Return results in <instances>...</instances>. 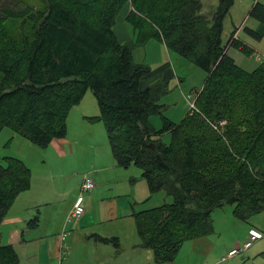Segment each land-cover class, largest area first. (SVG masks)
Listing matches in <instances>:
<instances>
[{"label":"trees","instance_id":"trees-1","mask_svg":"<svg viewBox=\"0 0 264 264\" xmlns=\"http://www.w3.org/2000/svg\"><path fill=\"white\" fill-rule=\"evenodd\" d=\"M43 3L37 12H16L9 0H0V133L9 128L47 148L66 137L71 111L90 90L100 114L87 119L104 124L117 165L137 166L150 195L164 191L173 198L133 214L140 247L152 250L156 263L173 262L185 243L214 234L216 209L233 205L234 216L245 222L264 212V64L248 72L229 55L230 48L253 54L235 38L237 29L223 44L235 0H219L211 20L202 14L201 0ZM125 7L136 39L121 43L114 26ZM8 16L23 18L29 32L12 36L4 23ZM250 16L264 26V4L255 2ZM246 30L264 38V31ZM152 40L207 73L197 111L179 123L164 116L166 84L141 88L151 69L137 63L133 51ZM153 115L162 116L160 130ZM167 133L169 144L162 140ZM31 186L25 162L0 159V226ZM98 240L120 249L117 237ZM0 264H20L14 247L0 245Z\"/></svg>","mask_w":264,"mask_h":264},{"label":"rangeland","instance_id":"rangeland-1","mask_svg":"<svg viewBox=\"0 0 264 264\" xmlns=\"http://www.w3.org/2000/svg\"><path fill=\"white\" fill-rule=\"evenodd\" d=\"M10 6L16 12H19L26 7H31L35 12L44 8L43 0H9ZM203 9L202 14L207 16L210 20L213 19V14L219 6V0H201ZM255 2L264 4V0H235L234 6L230 15L224 22V32L222 36L223 44L226 45L233 32L237 29L236 37L250 44V48L253 51L251 56H246L242 52L235 48L229 49V55L235 60L236 64L242 67L244 70L251 72L264 64V39L262 41L255 40L248 35L246 28L254 29L255 23H258L255 18L250 16V11ZM128 8L125 7L119 13L114 26V32L121 43H128L136 39L134 28L131 24L126 22L125 18L128 13ZM23 18L18 16H8L4 23L9 33L15 38H21L24 33L29 32L30 25L23 22ZM149 43V42H148ZM146 44L142 47H147L141 50L137 63L148 66L153 71L154 77L159 76L158 67L163 65L165 61L172 63L173 68L178 72L179 77L182 79L178 81L176 78H172L162 83L166 84V92L162 96L160 103L165 106L164 116L169 118L175 123L181 122L187 114L190 113V104L195 100L199 91L202 89L207 73L201 68L197 67L190 60L176 54L172 51H167L162 48L161 50L151 48V44ZM146 51V55L145 52ZM170 55H172L170 59ZM177 57V58H175ZM179 59V60H177ZM159 79V78H158ZM2 81V75L0 74V83ZM151 86V84L149 85ZM190 96V97H189ZM98 107L97 100L94 94L89 90L83 101V110H92L94 107ZM153 122L156 121V129L160 130L163 126V120L161 115H153L151 117ZM73 123L76 121L72 119ZM77 124V123H75ZM97 128L94 132V146L82 145L83 149H80L79 153L69 155L66 159H61L64 162L66 168V176L57 178L48 174L44 177L43 168L50 170L52 165L56 164V160L47 158L46 149L39 147L29 140L17 135L11 129L6 128L0 133V159L5 157H15L23 162L31 169L34 170V175L40 177L41 183L32 185V195L28 196L34 199V196L43 194L44 189L48 186L57 189L59 192L65 193L62 196H54L55 199H51L48 208H42V212L45 209L53 212H64L70 210L71 203L77 200L82 193V184L85 176L89 179H93L91 174V168L94 164L103 163L109 165L115 163L113 157L112 148L110 146L106 128L102 122H97ZM155 126V125H154ZM76 135L71 132L69 139L67 140V147H71V141L75 140ZM164 143L169 144L171 142V134L167 133L162 137ZM66 143V142H65ZM50 164V168L48 166ZM46 164V166H45ZM115 165V164H114ZM110 166V165H109ZM120 174H113L112 170L108 171L110 177H114L116 181L110 186L104 189V197L107 196L105 201L110 199L111 195L118 194L119 205L124 208H128L129 204L135 208V213L142 210L152 209L162 206L164 204L172 203L173 198L167 195L166 192L160 191L154 195H150L148 185L142 176V170L137 166L132 165L129 168H118ZM54 172V169H53ZM47 182V183H46ZM28 191V190H27ZM96 189L83 193V197L86 199L88 193H95ZM29 195V194H28ZM86 204L84 209H86ZM102 213L107 212V204L101 203ZM233 205H225L223 208L216 209L212 213V218L215 222L225 229L227 234H231L232 238H224L221 243V248L224 244H228V251L216 259L218 264H264V212L251 217L249 222H245L237 219L233 214ZM34 220L31 219L30 221ZM134 220V219H133ZM132 218L131 222L132 223ZM236 221L235 224H231V221ZM128 219L118 224L123 225L124 230L127 229ZM130 221V220H129ZM239 223V224H238ZM114 224L102 223L101 229L113 226ZM132 225V224H131ZM135 225V220H134ZM245 228V231H243ZM256 229L262 233L263 237L256 241L253 246L247 251L228 258L229 252L236 247V244H243L247 240L248 230ZM251 230L249 231L250 234ZM66 230L61 234L62 239L65 240V246L67 247V234ZM234 241V242H233ZM234 245H231L233 244ZM66 247H62L61 256L65 254ZM234 247V248H233ZM232 248V249H231ZM182 250V249H181ZM180 254V253H179ZM217 257V253L214 259ZM213 259V260H214Z\"/></svg>","mask_w":264,"mask_h":264},{"label":"crops","instance_id":"crops-1","mask_svg":"<svg viewBox=\"0 0 264 264\" xmlns=\"http://www.w3.org/2000/svg\"><path fill=\"white\" fill-rule=\"evenodd\" d=\"M254 27L251 30L258 32L264 31V26L260 22L255 23ZM237 38L239 41L251 47L249 43L242 41L239 35ZM148 44H151V48L158 50L164 48L168 51L163 41L152 40ZM146 48L142 47L141 49L137 47L134 49L133 56L135 61H137L141 50ZM144 52L146 55V51ZM171 56L170 59L172 58ZM172 63L166 60L163 65L158 67L159 76L154 77L153 71H151L143 77L141 80V88L146 89L150 87V84L153 85L156 82H163L172 78L181 81L182 79L173 68ZM81 106L82 102L69 115L66 137L54 140L45 148L47 158L50 160L54 159L57 162L51 168L48 163L50 170L46 168L42 169L44 171V177L48 172L51 178L57 177L59 179L66 176L67 167H65L61 159H66L69 155L79 153L80 149H83L82 145L84 144L94 146L95 134L93 130L97 128V125H94L97 122H91L87 118L98 116L100 109L99 106H96L94 109L88 111L83 110ZM72 119L77 124L73 123ZM151 121L156 127V121L153 122V119ZM71 132L76 135V138L71 141L72 146L67 147L65 144H67ZM109 165L99 163L94 164L91 168L90 175L93 177L91 180L96 184V191L95 193L92 192V194H90L91 192L88 193L86 199L82 195L83 204H86V209L84 215L78 220L71 219L70 214L81 195L71 203L70 210L67 212L66 210L64 212L47 211L48 209L42 212V208H48L47 206L50 204L51 199H55L54 196L57 195L60 197L66 194V192H59L55 188H51L50 191L47 186L43 194H39V197L34 196V199H31L28 196H33L32 186L28 191L22 193L0 226V245L14 247L18 254L20 264H218L216 259L228 251V244H224L221 248V243L224 238H232V236L231 234H227L225 229L220 227L216 222L214 234L185 243L175 261L156 263L152 250L140 247V239L133 220L135 208L130 204L128 208L120 206L118 194L111 195L110 199L105 201L107 196L104 197V189L116 181L114 177L108 175V171L112 170L113 174H120L121 172L118 169L121 167L117 165L116 161L115 163L110 162ZM85 178L89 177L85 176ZM38 180H40V177H36L33 170L32 185L41 183ZM101 203L107 204V212L102 213L100 209L102 207ZM33 218L37 219L38 222L31 226L30 220ZM131 218L133 221L129 223L131 222ZM126 219H128V226L124 230L123 225L119 226L118 224H121ZM109 222L114 225L105 229L100 228V224ZM235 222L232 220L231 224H235ZM64 230L68 232L66 240L67 247L64 245L65 240L63 241L61 236ZM250 230L256 229H249L247 238L249 237ZM243 231H245V228ZM98 237L119 238L121 244L120 249H117L112 244L101 242L98 240ZM239 244H236V246ZM231 245H234V243ZM62 247H66L63 256H61ZM216 253L217 257L214 259Z\"/></svg>","mask_w":264,"mask_h":264},{"label":"built area","instance_id":"built-area-1","mask_svg":"<svg viewBox=\"0 0 264 264\" xmlns=\"http://www.w3.org/2000/svg\"><path fill=\"white\" fill-rule=\"evenodd\" d=\"M235 38H237V37L235 36ZM195 101H196V98L190 104V113H194L197 111ZM95 188H96V184L91 179H89V178L84 179V182L82 185V194L79 197V199H78L76 205L74 206L73 210L71 211V214H70L71 219L78 220L84 215L85 209H84L82 195H83V193L90 192V191L94 190ZM262 237H263V235L260 232H258L256 230H251L247 240L243 244L237 245L234 249H232L229 252L227 257L232 258L234 256H237V255L247 251L248 249H250L253 246V244L256 241H258ZM62 240L64 241V238Z\"/></svg>","mask_w":264,"mask_h":264}]
</instances>
